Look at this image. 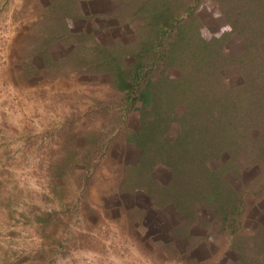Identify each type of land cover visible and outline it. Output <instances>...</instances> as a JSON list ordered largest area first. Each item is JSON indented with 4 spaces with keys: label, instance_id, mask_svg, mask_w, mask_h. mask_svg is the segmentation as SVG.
I'll use <instances>...</instances> for the list:
<instances>
[{
    "label": "rangeland",
    "instance_id": "374dc122",
    "mask_svg": "<svg viewBox=\"0 0 264 264\" xmlns=\"http://www.w3.org/2000/svg\"><path fill=\"white\" fill-rule=\"evenodd\" d=\"M74 1L77 14L67 19L71 31L91 32L101 43L131 38L115 1ZM51 2L0 0V264H235L238 256L212 210L198 206L183 235L170 204L158 208L142 191H119L122 167L139 154L122 138L126 128L136 127V117L129 114L121 129L108 132L112 113L99 109L110 102L108 79L43 67L35 40L45 35ZM195 12L203 37L228 33L211 0H202ZM69 48L55 42L46 51L57 60ZM241 50L231 35L224 52L232 56ZM259 52L264 57V44ZM26 67L29 75L23 74ZM221 75L230 86L244 76L235 64ZM176 131L173 125L166 138L172 141ZM101 134L107 147L90 155V140ZM152 175L162 183L169 179L162 166ZM260 177V168L251 164L227 180L234 188L253 189ZM263 209L264 190L245 194L237 235L254 234L264 224Z\"/></svg>",
    "mask_w": 264,
    "mask_h": 264
},
{
    "label": "trees",
    "instance_id": "16d2710c",
    "mask_svg": "<svg viewBox=\"0 0 264 264\" xmlns=\"http://www.w3.org/2000/svg\"><path fill=\"white\" fill-rule=\"evenodd\" d=\"M113 1L131 38L101 43L91 32L67 26V19L77 14L76 1L52 0L45 8V35L35 40L43 67L104 75L110 102L100 103L99 109L112 113L108 132L121 129L124 119L135 115L136 127L126 128L122 138L139 154L133 164L122 167L121 193L142 191L155 207L170 204L182 221L183 235L202 205L220 221L238 256L235 264H264V224L252 235L236 233L244 195L264 190V57L259 52L264 44V0H211L229 30L207 38L200 33L202 21L195 12L202 0ZM231 35L242 44L232 56L224 52ZM55 42L70 46L57 60L46 51ZM232 64L244 75L234 86L221 75ZM30 72L26 67L23 74ZM173 125L177 131L169 141ZM105 138L93 137L87 152L99 155L107 147ZM221 156L217 166H209ZM251 164L261 170L259 188H234L227 177L240 176ZM156 166L169 171L166 183L153 178Z\"/></svg>",
    "mask_w": 264,
    "mask_h": 264
}]
</instances>
